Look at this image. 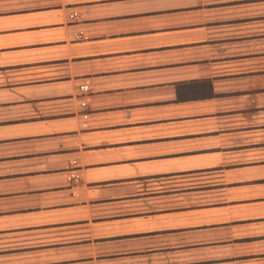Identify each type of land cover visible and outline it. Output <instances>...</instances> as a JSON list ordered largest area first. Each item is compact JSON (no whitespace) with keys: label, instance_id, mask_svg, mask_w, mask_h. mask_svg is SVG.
I'll list each match as a JSON object with an SVG mask.
<instances>
[{"label":"crops","instance_id":"1","mask_svg":"<svg viewBox=\"0 0 264 264\" xmlns=\"http://www.w3.org/2000/svg\"><path fill=\"white\" fill-rule=\"evenodd\" d=\"M256 41L264 0H0V264H264Z\"/></svg>","mask_w":264,"mask_h":264},{"label":"rangeland","instance_id":"2","mask_svg":"<svg viewBox=\"0 0 264 264\" xmlns=\"http://www.w3.org/2000/svg\"><path fill=\"white\" fill-rule=\"evenodd\" d=\"M241 35L251 34V32H240ZM255 52V70L257 76L255 77L256 89L254 92L239 91V95L242 98H245V101L253 102V97H255V104L257 106H264V43H259L256 41L254 46L252 42L239 43L231 48V54L241 56L242 54ZM262 56V57H261ZM252 63L249 65L241 64L239 66L240 71L252 70ZM252 80V79H250ZM209 180V177L206 175L203 176H185V177H176V178H164V179H154L144 182V191L145 194H157V193H168L172 191H181L191 187H197L201 185V181Z\"/></svg>","mask_w":264,"mask_h":264},{"label":"trees","instance_id":"3","mask_svg":"<svg viewBox=\"0 0 264 264\" xmlns=\"http://www.w3.org/2000/svg\"><path fill=\"white\" fill-rule=\"evenodd\" d=\"M186 88V84H183ZM190 88H194V93L193 95H188L186 93H182V91H178V99L181 101H186L189 99H206V98H211L214 96L213 91H212V85L210 81H202V82H195L192 83L191 85H189V87H187L188 90H190ZM197 88V89H196ZM184 92L186 91L185 89H183Z\"/></svg>","mask_w":264,"mask_h":264},{"label":"built area","instance_id":"4","mask_svg":"<svg viewBox=\"0 0 264 264\" xmlns=\"http://www.w3.org/2000/svg\"><path fill=\"white\" fill-rule=\"evenodd\" d=\"M76 16H77V14L74 13V14H71L70 18H71V19H74ZM80 92L82 93L83 96H85V95L89 92V86H88L87 84L82 85V86L80 87ZM80 105H81L82 108H85V107L87 106V100H86V99H83V100L80 102ZM82 116H83V118H84L85 120H87L88 117H89V115H88L87 113H84ZM73 178H74V179H77L78 176H77V175H73Z\"/></svg>","mask_w":264,"mask_h":264}]
</instances>
